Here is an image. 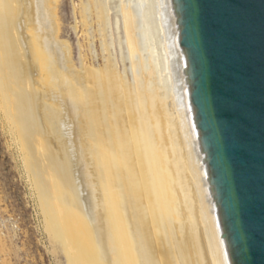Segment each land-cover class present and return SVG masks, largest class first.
I'll return each instance as SVG.
<instances>
[{"label":"bare ground","instance_id":"bare-ground-1","mask_svg":"<svg viewBox=\"0 0 264 264\" xmlns=\"http://www.w3.org/2000/svg\"><path fill=\"white\" fill-rule=\"evenodd\" d=\"M55 4L0 0V94L68 264H235L174 0H99L102 63L80 67Z\"/></svg>","mask_w":264,"mask_h":264},{"label":"water","instance_id":"water-1","mask_svg":"<svg viewBox=\"0 0 264 264\" xmlns=\"http://www.w3.org/2000/svg\"><path fill=\"white\" fill-rule=\"evenodd\" d=\"M190 102L235 264H264V0H174Z\"/></svg>","mask_w":264,"mask_h":264},{"label":"rangeland","instance_id":"rangeland-1","mask_svg":"<svg viewBox=\"0 0 264 264\" xmlns=\"http://www.w3.org/2000/svg\"><path fill=\"white\" fill-rule=\"evenodd\" d=\"M98 2L56 0L58 37L68 44L75 67H80L82 59L94 66L102 63L95 10ZM112 6L110 1L114 48L119 56ZM109 33L107 30L106 35ZM40 79L41 75L36 77L37 81ZM4 93L10 97L11 105L7 102L2 104L1 96L4 99V95L0 94V264H68L59 241L51 238L46 230L22 139L13 124L17 123L13 119L17 121L18 117L10 120L13 92L9 83ZM46 126L50 130V126Z\"/></svg>","mask_w":264,"mask_h":264}]
</instances>
